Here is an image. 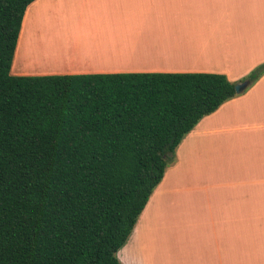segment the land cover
I'll return each instance as SVG.
<instances>
[{"label":"crops","instance_id":"1","mask_svg":"<svg viewBox=\"0 0 264 264\" xmlns=\"http://www.w3.org/2000/svg\"><path fill=\"white\" fill-rule=\"evenodd\" d=\"M264 63V0H35L13 75L209 72ZM122 264H264V75L178 145Z\"/></svg>","mask_w":264,"mask_h":264},{"label":"trees","instance_id":"2","mask_svg":"<svg viewBox=\"0 0 264 264\" xmlns=\"http://www.w3.org/2000/svg\"><path fill=\"white\" fill-rule=\"evenodd\" d=\"M35 0H0V264H122L183 138L238 95L209 72L13 75ZM264 63L241 81L254 84Z\"/></svg>","mask_w":264,"mask_h":264},{"label":"water","instance_id":"3","mask_svg":"<svg viewBox=\"0 0 264 264\" xmlns=\"http://www.w3.org/2000/svg\"><path fill=\"white\" fill-rule=\"evenodd\" d=\"M251 82L249 80L241 81L236 83V92L238 94L243 93L249 86Z\"/></svg>","mask_w":264,"mask_h":264},{"label":"rangeland","instance_id":"4","mask_svg":"<svg viewBox=\"0 0 264 264\" xmlns=\"http://www.w3.org/2000/svg\"><path fill=\"white\" fill-rule=\"evenodd\" d=\"M248 75H249V74H248ZM248 75H247V76H248Z\"/></svg>","mask_w":264,"mask_h":264}]
</instances>
